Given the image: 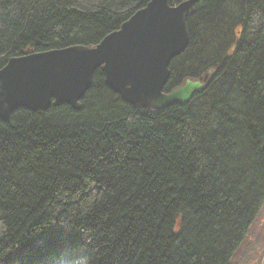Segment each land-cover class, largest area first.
I'll return each instance as SVG.
<instances>
[{
  "label": "trees",
  "instance_id": "16d2710c",
  "mask_svg": "<svg viewBox=\"0 0 264 264\" xmlns=\"http://www.w3.org/2000/svg\"><path fill=\"white\" fill-rule=\"evenodd\" d=\"M150 1L0 0V69ZM187 28L166 90L206 87L185 104L134 107L99 70L79 110L0 120V264H233L264 203V0H199Z\"/></svg>",
  "mask_w": 264,
  "mask_h": 264
},
{
  "label": "water",
  "instance_id": "95a60500",
  "mask_svg": "<svg viewBox=\"0 0 264 264\" xmlns=\"http://www.w3.org/2000/svg\"><path fill=\"white\" fill-rule=\"evenodd\" d=\"M198 1L171 5L151 0L95 46L10 58L0 69V120L9 122L19 109L37 112L69 105L79 110L99 70L105 84L134 107L160 111L189 102L206 84L187 81L172 91L166 87L171 62L189 45L187 21Z\"/></svg>",
  "mask_w": 264,
  "mask_h": 264
},
{
  "label": "rangeland",
  "instance_id": "374dc122",
  "mask_svg": "<svg viewBox=\"0 0 264 264\" xmlns=\"http://www.w3.org/2000/svg\"><path fill=\"white\" fill-rule=\"evenodd\" d=\"M233 264H264V203Z\"/></svg>",
  "mask_w": 264,
  "mask_h": 264
}]
</instances>
